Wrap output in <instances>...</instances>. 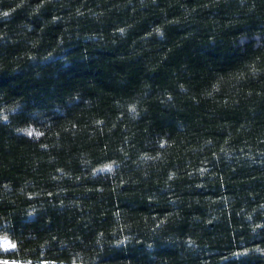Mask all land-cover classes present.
<instances>
[{
	"label": "trees",
	"instance_id": "trees-1",
	"mask_svg": "<svg viewBox=\"0 0 264 264\" xmlns=\"http://www.w3.org/2000/svg\"><path fill=\"white\" fill-rule=\"evenodd\" d=\"M4 236L0 264H264V0H0Z\"/></svg>",
	"mask_w": 264,
	"mask_h": 264
},
{
	"label": "snow or ice",
	"instance_id": "snow-or-ice-1",
	"mask_svg": "<svg viewBox=\"0 0 264 264\" xmlns=\"http://www.w3.org/2000/svg\"><path fill=\"white\" fill-rule=\"evenodd\" d=\"M5 15H7V13H5ZM121 31H123V30H121ZM130 110L135 111V106L134 105L131 106ZM4 119L6 120L7 117L5 116ZM18 131L26 132V134L28 136H33L34 134L36 136L43 135V133L34 132V130L31 129V128L18 129ZM111 169H112V165H106L103 169H100V171H111ZM0 239H2V244H3V247L5 248V250H8V249L16 247V245L14 243H12L7 236H4L3 238H0ZM4 264H9V262L5 261ZM41 264H49V262L48 261H43V262H41ZM51 264H55V261H52Z\"/></svg>",
	"mask_w": 264,
	"mask_h": 264
},
{
	"label": "rangeland",
	"instance_id": "rangeland-1",
	"mask_svg": "<svg viewBox=\"0 0 264 264\" xmlns=\"http://www.w3.org/2000/svg\"><path fill=\"white\" fill-rule=\"evenodd\" d=\"M0 247H1V249L5 250V248L3 247V244H2V239H0ZM13 249L14 248H11V249H8V250H13ZM2 264H4V263H2ZM13 264H15V263H13Z\"/></svg>",
	"mask_w": 264,
	"mask_h": 264
},
{
	"label": "built area",
	"instance_id": "built-area-1",
	"mask_svg": "<svg viewBox=\"0 0 264 264\" xmlns=\"http://www.w3.org/2000/svg\"><path fill=\"white\" fill-rule=\"evenodd\" d=\"M13 264V263H12Z\"/></svg>",
	"mask_w": 264,
	"mask_h": 264
}]
</instances>
